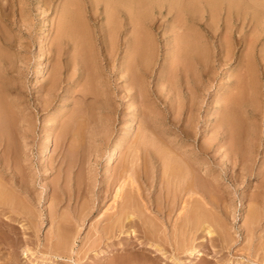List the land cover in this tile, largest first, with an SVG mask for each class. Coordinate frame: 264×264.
<instances>
[{
	"label": "rangeland",
	"instance_id": "obj_1",
	"mask_svg": "<svg viewBox=\"0 0 264 264\" xmlns=\"http://www.w3.org/2000/svg\"><path fill=\"white\" fill-rule=\"evenodd\" d=\"M6 1L7 0H3V1L0 0L1 5H2L1 7H3V5L5 4L4 5L5 8H1V10H2L1 12L3 13V11L6 10L4 12L5 15H2V14L0 15L2 18H4V19H2L3 20L2 22L0 19V23L2 24L1 28H3L1 30H3V32L5 34L3 32H0V33H1L3 38L8 37L9 40L12 39L11 43H12L13 47H11V49H9V48L5 49L8 52H5L6 57H4L7 60H5V62H1L2 63V73H1L0 84L2 86L0 85V89L2 90L1 91L2 94H3V92H4V94L8 93V94H5L6 97L11 92V94L7 97L8 100H11L12 98L13 99L19 98L22 101L21 107L25 101H27L28 103L25 102L26 104L24 103L23 106L25 107L27 104L29 106L27 105L25 107V111H24V113H26V116L28 118V123L26 125H24V126H26L24 128H28V131H27L28 135L26 136L25 140H20V141L17 140L16 137H12L11 144H10L11 149L13 148V149H15V151L19 149L20 151H22V153L18 154V156L15 158H11V159L7 158L5 161L8 162V160H9V164H10L11 168L7 169L8 167H6L5 169H7L6 170L7 174H12V172H13L12 170H14L15 172L18 171V172H16V173H18V175L22 174V176H23V174H24V178L29 180L28 183H31L28 185L29 186L33 185V187H30L31 192H32V195L37 199L32 200V202L25 199V196H26V195H24L25 193L22 191L20 192V190H18V189L15 192V194L18 195L17 197L19 199V202L23 199L20 202L22 205L23 204L27 205L30 208L31 212L32 211H33V213L35 212L34 215L37 216L38 219L34 216L32 218V220H30V221L32 222L33 226H35V227L37 226L38 231H36V233L33 234L34 231L28 230L29 233L27 232V235L28 236L30 235L33 239L36 238L35 240H37V244L41 243L40 245L33 244V243L30 245L33 248L32 249L33 253L27 258L22 254V249H20V251H19L20 263L19 264H76L73 260H71V259L69 260L68 257L53 259V256L55 254H51L49 252L52 249L49 251L46 250L45 244H48L50 242L49 238L55 233V231H56L55 227L57 226V223H61L62 228H64L65 230L69 229L68 227L72 228V231L74 230L73 235H72L73 237H71L72 242H73V243L71 242L72 243V248H71L72 251L71 252H76V255L74 254L75 257L76 256H78L80 258L82 257L81 258L82 260H79L80 261L79 264H89V263L90 264H98L99 263L100 259L98 258L99 257L98 253H97V255H92V253H90V252L87 254V251H88L87 248L89 247V245L84 246L85 238L90 236V234H92V236H94V237L98 235L96 233L97 229H98L97 226L99 227V225L104 222L103 220L105 219V217H107L110 213H113L117 209V206H116L117 203H118V205H120L122 199H124L125 197H128V194L130 195V193H135L137 191V189H136L137 187L141 188L142 190H143V188H146L144 185L145 183L143 182L144 178H142L144 176V172L142 171L143 170V166H142L143 163L142 162L145 161V159H144L145 156L146 157L148 156L146 154L147 148H145V146H146L147 142H150L151 144H154V142L155 143L159 142L158 136H159V134L162 136V134H161L162 129L168 128L169 125H167V123H166V125H167L166 126L164 124L165 121H164V123H162V119H164L163 118V113H165L164 110L168 109L167 111H169L170 107H172L171 113L173 114L172 116H170V118L172 117L171 119L175 120L176 117L178 116L177 126L184 125V127H186L187 125L192 123V125H193L192 127L194 128L193 130L197 129L198 135L193 133V136H191L192 138H191L190 148H192L194 141L196 144H198L197 142L206 143V142L210 141V138L214 135V133H213L214 132V126H215L214 125L215 124L214 119L220 115V112L219 111L217 112L218 105L228 104V101L225 98V96L227 95L226 93H229V91L231 93L234 92L235 93V94L233 93L234 96L238 93L236 95V97H238V98L241 95L242 96L244 95L243 99H241V100L238 99L240 101V104L236 103L235 107L233 109L234 115L237 119H239L238 121L240 122V126H241V134H240L241 137H239V139L242 142L241 145L243 146V149L247 151L250 149V146H249L250 144L248 145L249 147L246 148L247 146H245V144H244L245 143L244 138L248 142L249 136L253 133L252 138H254V139H252V140H254L253 145H255V147L253 148V150H255V152L253 153V157L256 160L255 164H254V166L256 165L254 172L259 173L260 169L264 168V37H263L264 36V9H263L264 8V2H263V0H243V1L242 0H238V1L237 0L236 1L235 0H221V1L217 0L216 3H215L216 0H213V2H212V0L211 1L206 0L207 2H204V0H200L201 1L200 3L197 0H171L172 5L174 3L172 9L170 8V7H172V5H170V7L168 6L169 5L168 3H170L169 2L170 0L169 1L162 0V2L164 4L161 2V0H159V1L158 0H154V1L153 0H151V1L140 0L141 4H138L139 0L138 1L137 0H124V1H122V4H120L121 3L120 0H113V1H117L118 4H116L115 2H113L111 0H70V1H68V0H9V1H11L10 2L11 4L8 3V1L7 2ZM142 1L145 4H143ZM186 1L188 4L185 5L184 2H186ZM188 1L192 2V4L189 3ZM194 1L197 3V5L194 4L195 3ZM260 1L262 2V4H260L261 3ZM240 2H241V4H240ZM2 3H4V4H2ZM7 3L9 5H7ZM146 3H149V4L147 5ZM176 3H179L180 5H185V6L182 8L180 5L178 6ZM235 3H236V5H235ZM12 4H14V5H12ZM137 4L140 5V7H138ZM221 4H222V6H221ZM242 4H244V5L242 6ZM76 5H77V7H76ZM143 5H145L147 7L146 8L142 7V9H140L141 6H143ZM150 5H152V6H150ZM188 5H190L189 9H188ZM111 6H115L116 8H112ZM122 6H125V7H122ZM128 6H130L131 8H129ZM174 6H177L180 8L178 9ZM132 7H134V8H132ZM150 7L152 8L151 10H149ZM235 7H237V10ZM110 8H111V11H110ZM126 8H128V9H126ZM143 8H145V10H143ZM216 8H218V9H216ZM227 8H229V9H227ZM239 8H241V9H239ZM114 9L117 10L120 15H118V13L116 11H114ZM129 9L130 10L132 9V10L130 11ZM177 9H178V11H176ZM191 9H192V11H191ZM213 9H215V10L213 11ZM220 9H221V11H220ZM200 10H201V12H200ZM136 11H137V13H136ZM181 11L183 12V14H181L182 13ZM126 12L130 13V14H127ZM179 12H181V13H179ZM192 12H194V13H192ZM113 13H115V14H113ZM231 13H232V15H231ZM134 14H135L134 17H136V19L134 18L133 19L134 21H133L131 18H133ZM143 14H145V15H143ZM240 14H241V17H240ZM63 16H65V17H63ZM72 16H73V18H72ZM176 16H178V17H176ZM237 17H238V19H237ZM119 18H120V20H118ZM143 18H144V20H142ZM127 19L129 22L127 21ZM145 19H147V20H145ZM194 19H196L195 22H194ZM250 19L252 22H249ZM135 20H137L138 22ZM5 21H7V22H5ZM117 21H119V23ZM149 21H150V23H149ZM75 22H76V24H75ZM134 22H135V25L132 24ZM191 22L192 23L194 22V24H192ZM3 23L5 26H6V24L9 26H6V28H4L5 26L3 25ZM66 23H67V25H66ZM122 23H124V24L120 27V25ZM129 23H131V24H129ZM141 23H142V26H143V24L148 23L146 25V27L144 25L143 31H140L141 27H142ZM195 23L197 26H195ZM227 23H229L228 26H227ZM62 24L63 25L65 24L64 26H67L66 27V28H68L67 30L72 29V32L76 31L77 35L74 33H73L74 35L73 34L70 35V36H74L75 39L69 38L70 41L67 44L65 42H63L62 44L59 45L57 42L59 40L57 39L56 44L52 45L51 42L53 39H56V37L58 35L57 32L59 33V30H60V27L62 26ZM84 24H85V26H84ZM112 24H113V26H112ZM191 24H192V26H191ZM81 25H83V26H81ZM115 25H117V26L115 27ZM202 25H203V27H202ZM133 26H135L136 29H138V28H140V29L135 31V28H133ZM137 26H138V28H137ZM193 26H195V27H193ZM73 28H74V30H73ZM111 28H112V30H111ZM114 28L115 29L117 28L115 33L113 32ZM144 28H146V29H144ZM85 29H87V30H85ZM150 29H152L151 30L152 32L150 31ZM190 29L195 30V31L192 30V32H194V33H192ZM4 30H6V31H4ZM44 31H46V32L44 33ZM78 31L80 32V35H79ZM84 31H85V33H83V36H81L82 35L81 32H84ZM110 31H111V34H109ZM138 31L140 33H138ZM144 31L145 32L148 31L149 33L151 32L153 35L151 33H150V35H149V33H147L148 34L147 35ZM117 32H118V34H116ZM142 32H144L145 34L144 33L142 34ZM196 32H197V35L195 34ZM106 33H107V35H106ZM113 33L115 34V36L112 35ZM130 33L134 37H135V35H136V37H139L142 35V38H146L145 40L147 41V43H150L148 46L150 48H152V50L149 49V47H147L148 51L146 53H144V56H145V58H147V60L144 58L143 55H141V57L143 59H145L147 61V63L145 62V60H143L141 57H139L141 59H139L140 61L137 59L138 63L136 64L134 59L132 58L133 55L129 54V52H128L129 48H131V46H133V44H130V43H132V40H133V37L130 38L131 37ZM184 33H185V35H184ZM187 33L189 35H187ZM45 34H47V35H45ZM193 34H195L196 36L195 35L193 36ZM75 35L77 38H79V41L75 37ZM119 35H120V38H119ZM198 35H199V37H201L202 41L198 40L199 39V37H197ZM231 35H232V37H231ZM46 36H48V38ZM128 36H129V38H127ZM149 36H151V38ZM85 37L88 38V40ZM147 37H148V39H147ZM185 37H186V39H185ZM194 37L196 39H194ZM208 37L210 38L209 43H208V39H209ZM45 38H47V40ZM80 38H82V39H80ZM89 38H92V39H89ZM227 38L231 42L236 41L234 43V54L232 55V57L234 56L235 59L232 60V58H231V60H228L226 58V60L228 61L227 64H222V63L219 64V62L216 61L214 63L215 67L210 69L208 75L203 76V77H205V79L201 78V77H200L201 81H200V79H198L196 87L194 84V85H192L193 86L192 89L189 90V88L186 87L187 85L184 81L185 80L184 77H182L181 75H179V77H177V76H175L176 74L173 76L172 72L170 71L172 69V64H170V63L174 62L173 56H171V55L174 54V52L178 48L177 43H180L181 40L184 39V40H186V42L188 40L191 41L192 39H193L192 40L193 42L195 40H197V43H196V41H195V43L197 45H200L202 48H204V52L206 54L210 55L211 53H213L215 51V46H217V44H219L220 42L221 43L224 42V46H226L225 42H226ZM232 38H233V40H232ZM239 38L240 39L242 38L241 42L239 41L240 40ZM49 39H50V41H49ZM83 39H86L85 42ZM117 39H120V40H117ZM149 39H151V40H149ZM176 39L178 41L180 39L181 40L179 42H177ZM89 40H92V41L89 42ZM110 40L112 41L111 44H110ZM115 40H116V43H115ZM148 40H149V42H148ZM174 40H176V42ZM244 40L247 43H245ZM77 41L80 43H78ZM48 42H49V45H48ZM72 42H75V43H72ZM170 42L172 43V46L174 48L173 52L171 51L172 46L170 45L171 44ZM198 42H199V44H198ZM253 42L255 44L254 48H252ZM86 43H88V44L92 43L91 44L92 49L89 47L90 45H87ZM200 43L202 45L204 43L205 44L202 46ZM45 44H46V46H45ZM63 44L64 45L66 44L67 48H65L66 45L64 46ZM73 44H74V46L76 44H79L78 46H75L77 49L73 50V47H74ZM94 44L96 47L93 46ZM235 44H236V46H235ZM245 45H247V46H245ZM43 46H45V48H49V50L44 49ZM79 46H80V50L82 49L81 51L80 50L78 51ZM114 46L117 47V49L114 48ZM128 46H129V48H128ZM60 47L62 48V50ZM111 47L113 49H111ZM210 47H211V49H210ZM64 48L66 49L67 52H64L65 51ZM94 48H95V50H94ZM125 48H127L128 50H126ZM51 49L54 51H52ZM58 49H60L61 51ZM90 49L93 50V52L96 51L94 53V55ZM153 49H155V50H153ZM167 49L168 50L170 49L169 50L170 52H168ZM252 49H253V51H252ZM69 50H71V51H69ZM110 50H113V51L111 52ZM117 50H118V52H117ZM209 50L211 52H209ZM236 50H238V51H236ZM82 51L85 54L84 59L79 55L80 53H82ZM85 51L87 53H85ZM115 51H116V53H113ZM242 51H243V53H242ZM74 52H75V55H74ZM55 53H60V55L55 54ZM91 53L93 55L92 57H94L93 59L90 55ZM106 53H108V54H106ZM146 54H148V56ZM248 54H250V55H248ZM51 55L54 56L55 58H53ZM48 56H49V59H48ZM107 56L108 57L112 56V57L108 58ZM150 56H152L151 60H150ZM86 57L89 59H87ZM90 57H91L93 62L90 61ZM126 57H128V58L131 57L130 59H127V60L133 64V66L135 67V70H137L136 65L140 66V68L137 66V68L140 69V70L138 69L139 71L138 70L135 71L134 69H132V71L135 72L134 74L141 75V77H142L143 74H142L141 66H143L144 69L147 67L146 71L151 72V73L146 72L145 76L143 75V77H142L143 82H145V80H148V81H146L147 83L150 81L149 82L150 84L148 83L147 85H146V83L145 84L143 83L144 85H146V87H148V93H147V91L146 92L142 91V96L144 95L147 98L146 99L147 102L144 100L145 97L143 96L144 97V99H143V97L141 96L140 91L139 92L136 91L135 92L136 94H135L133 91L134 89L131 90L130 86H128L127 82H125V80H126L125 78L129 77V75L131 74V71H127V72L123 71V65H122L123 63L122 62H123V60H126ZM168 57L172 58L171 62H170V59ZM248 57H250V59ZM77 58L78 59L80 58V60H77ZM166 59L167 60L169 59V61H167V62H169V65H168V63H166L168 66H165ZM47 60H48V62H47ZM76 60H77V62L80 61L78 63V65L75 62ZM86 60H88V61H86ZM110 60L112 62H110ZM252 60L254 62L253 64H251ZM2 61H3V59H2ZM49 61L50 62L52 61V63H50ZM53 61L55 62V65L57 64L56 66L53 65L54 64ZM84 61H85V63L87 62V65L84 63ZM89 61H90V63H88ZM128 61H126V62L124 61V63H127ZM142 61H144L145 64ZM249 61H250V64L252 65L251 66L249 64L250 67L247 65L249 63ZM94 62L95 63L97 62L96 65ZM108 62H109V64H108ZM141 62H142V64H141ZM237 62L239 63V65H237L238 64ZM80 63L83 64L84 66L80 65ZM93 63L95 65V67L92 66ZM150 63L151 64L154 63V66L151 65L152 68L150 67ZM89 64H90V66H89ZM228 64H229V66H228ZM242 64H244V67ZM6 65L7 66L10 65V66L7 68ZM126 65H128V64H126ZM240 65H241L242 69L238 71L237 66H240ZM11 66H12V68H11ZM133 66H132V68H133ZM169 66H170V68H169ZM246 66L248 68L247 71H246ZM38 67H40V68L42 67V69H44V67H46L44 69V71H45L44 75L38 76V73H39ZM119 67H120V69H119ZM164 67H166V68H164ZM10 68L13 70H11V71L8 70V72H7V69H10ZM55 68H58L61 71L62 76L59 75V77L61 76L62 79H64V81L62 80L63 83H61L62 86H60L61 87V88H59L60 90L57 89L55 93L53 91V95L52 94L47 95L49 98V101L51 102V100H52L53 104L50 105L49 101L47 103L45 101H43V104H45V105H42V104L38 105L37 104L38 101L40 102L39 98L45 99V96H46L45 88L49 87V85H50L49 82L52 80V78H54V75H55V77L57 76L56 74H54ZM87 68H89L90 70ZM164 69H167V70L163 71ZM197 69L198 68L194 67L195 71H197ZM250 69H251V71H250ZM244 71L248 72L249 76ZM36 72H37V74H36ZM99 72H100L101 77L99 76ZM129 72H130V74H129ZM251 72H252V74H250ZM4 73H5V75H3ZM51 73H52V75H51ZM63 73H64V75H63ZM139 73H141V74H139ZM158 73H160L161 77L162 76L164 77L167 74L165 76L166 82L164 81L163 78L161 79V77L159 76ZM170 73L172 74V76H170L168 78L167 76L171 75ZM91 74L94 76H92ZM251 75H252V77H251ZM158 76H159V79L161 81L163 80L165 84H163L162 82H159L160 80L157 79ZM238 76L239 77L242 76L244 78H241V77L239 78ZM172 77H177V78L173 79ZM3 78L5 79V81ZM99 78H101V79H99ZM167 78L169 80L172 79L173 82L175 81L174 82L175 86L171 87V86L167 85L166 83H169ZM183 78H184V80H183ZM245 78H246V80H245ZM94 79L95 80L97 79L98 81L97 80L95 81ZM202 79H203V81H202ZM238 79H239V85H238L239 89L237 88L238 89L237 90L235 87H233L234 86L233 84ZM86 81H87V83H86ZM10 82H12V83H10ZM47 82L49 83V85ZM99 82H100V84H99ZM161 83L165 87H163V85ZM18 84H20L18 87L19 89H17L18 91H15V87H17ZM230 84H231V86H230ZM126 85L128 88H126ZM20 86L22 87V89ZM85 86H86V88H85ZM2 87H4V88H2ZM124 87L126 90H131V91H128L130 93H127V91H125V89H123ZM171 88L172 89L174 88V89L172 90ZM90 89H92V90H90ZM194 89H195V91H194ZM10 90H12V91H10ZM38 90H40V91H38ZM170 90H172V91H170ZM150 91H152L153 94H152V92L150 93ZM16 92L20 93V94H17ZM213 92H217L218 95L216 96L215 95L216 93L213 94ZM133 93L135 94L134 98L132 96ZM143 93H147V95L143 94ZM250 93H252V94H250ZM84 94H85V96L87 95L85 98H83ZM127 94H131L132 97H127ZM43 95H44V97H43ZM10 96H11V98H10ZM128 96H130V95H128ZM135 96H137V97L135 98ZM132 98L135 100V103H134V100ZM140 98H142V99H140ZM148 100H151V101L148 102ZM192 101L194 103H192ZM242 102H244V103L242 104ZM144 103L148 104L149 107L153 106L152 107L153 109L152 108L150 109ZM150 103H151V105H150ZM136 104L140 105L139 106L140 108ZM193 104H194V106H193ZM88 105H89V107H88ZM146 107H148V108L146 109ZM191 107H192V109H191ZM238 109H239V111H238ZM246 109H248L247 110L248 113L246 112ZM142 110H144L143 113H141ZM148 110H150L152 113L149 112ZM192 110H194V111H192ZM242 110H244V111H242ZM249 111H253V112L250 114ZM76 113H79L80 116L78 117L79 114H76ZM153 113H154V115H152ZM134 114H136V115H134ZM148 114H150L151 117L148 116ZM155 114H157V115H155ZM160 114H162V115H160ZM191 114H192V116H191ZM169 115H170V113H169ZM70 116L71 117L73 116L74 118L73 117L70 118ZM81 116H83V117H81ZM161 116H162V118H161ZM247 116H250L249 117L250 119L247 118ZM149 117L153 118V119H149ZM156 118H158V120H157L158 122H155ZM190 118H192V119H190ZM74 119H75V121H74ZM79 120H80V122L86 121L85 123L83 122L85 126L79 131L78 134H74L73 133L74 128L77 127L76 122L78 125ZM87 120L89 122H87ZM151 120H152V123H151ZM168 120H169V118H168ZM177 121H176V123H177ZM193 122L194 123L196 122V123L194 124ZM144 123H146V124H144ZM148 124H150V125H148ZM155 124H156V126L160 125L163 128L162 127H160V128L155 127L154 128ZM27 125L29 127H27ZM141 125L143 128L141 127ZM250 125L252 127H250ZM67 126H69V127H67ZM65 127H67L66 128L67 130L65 129ZM128 128H131V129H128ZM189 128L190 127H188V129ZM90 129H91V131L89 132ZM155 129L157 131H155ZM246 129L247 130L250 129L251 131L250 130L246 131ZM189 130H191V128ZM138 131H139V133H138ZM136 132H137V134H136ZM179 132H178V134H179ZM246 132L249 133L248 134L249 136L247 134H245ZM143 133H145V134H143ZM61 134H64L65 136L61 135ZM256 134H257V136H256L257 139L255 137H253V135L255 136ZM77 135H78V137H77ZM141 135H143L144 137H142ZM69 136H71V137H69ZM124 136L126 137V139L124 138ZM138 137H140V138H138ZM195 137H196L197 141L194 140ZM171 138H176V137H175V135H173ZM74 139L76 141H74ZM85 139H86V141H85ZM258 139H259V141H258ZM47 140L51 141L50 142L51 145L49 147L47 146V144H48ZM121 140H123L124 142ZM134 141H135V143H133ZM257 141L259 142V144L257 143ZM20 142H22V143H20ZM81 142H83V143H81ZM116 142H121L120 144L122 146L121 147L122 149H121V152L116 159L115 164L113 165V167L111 168V170L109 172V175L110 174L111 175L108 177H105L106 173H105V168H104V164H103L104 159L107 156V154L109 153V151L111 150L109 148H112L114 146V144H117ZM195 143H194V145H195ZM255 143H257V144H255ZM142 144H144V145H142ZM23 145H25V146H23ZM140 145H142V146H140ZM45 146L48 148V150L46 149ZM136 148L139 149V152H138V149H136ZM23 149L26 150L27 153H24ZM256 149H258V151ZM44 150H47V153H48L47 156L49 155L47 157L48 159L45 162L43 160H41L42 152ZM133 151L136 152V154ZM218 151H219L218 146H215V148L212 150V153H211L212 155H215V158H214L215 163L214 164L217 165V167L219 169L218 171L220 172L221 170H223L222 174H226V173H228L229 175L230 174H238L237 171H239V169H240L239 166L234 167V164L231 163V159L228 160L229 162L227 161L225 163V161H226L225 157L226 156H224L222 154L223 151L222 152H218ZM64 155H65V157H64ZM130 155H132V156H130ZM136 159L138 161H136ZM132 161H133V163H132ZM136 162H137V164H136ZM123 164H124V166H123ZM132 164H134L133 165L134 170L131 171V173H132L131 175H133L134 178L133 179L127 178L128 180H125L126 181L125 182L126 184H125L124 178L126 179L127 174L124 175L123 171L125 170V168L126 169L131 168L130 166H132ZM230 166L231 167L233 166L234 168H231ZM235 168L236 169L239 168V169L235 170ZM2 169H4V167H2ZM119 176H120V178H119ZM252 176L255 178H253ZM6 178L8 180V177H6ZM249 178H251V179L253 178L252 179L253 181H251V183H250V186H251L252 184H255L257 182V180L259 179V176L253 174ZM117 179H118V181H117ZM132 180H135V181L133 182ZM121 181L123 182L124 185L122 184ZM226 181L227 182H225L223 184V187L226 188L227 190H233L234 191L235 186L233 185V182L228 181V180H226ZM120 183L123 185L122 193H123L124 197L119 198L118 202L116 201V203H115L113 200L114 199L113 196L115 195L114 193H116V191H115V190H117L116 188L119 187V186L117 187V185H120ZM133 183H134V185H133ZM136 184H138L139 186ZM246 185H247V183L243 184V185L242 184L237 185V189L239 190V192H241V194L243 191L245 193L246 192L249 193V190H247L246 188L243 189ZM250 186H247V187H250ZM152 188L151 189L153 191L154 187H152ZM148 192H151V191H148ZM20 193H22V194H20ZM152 193H154V191ZM220 193L221 194L223 193L222 194L223 199H225L226 196H229L225 192H220ZM227 198L229 199V197H227ZM240 199L241 198L239 197L235 201L236 202L235 210L233 211L234 215L232 216V219L234 220V223L236 224L237 228L240 226V221H241V218H243L242 214L244 212V210L241 209L240 203H242V201H241L242 199L241 200ZM52 201H55V202H52ZM54 206H56V207H54ZM114 206H116V207H114ZM111 207H113V208H111ZM105 210H107V211H105ZM100 212H102V213H100ZM106 213H107V215H106ZM7 215H9V213H7ZM14 215L16 216L15 220H14L15 223L14 222H12V223L15 224L17 227L20 228V226H21V229H23L24 226L28 225L27 221L29 219H26L25 216H22L20 214V212L14 213ZM20 215H21V217H20ZM17 217H18V219H17ZM55 220H57L59 222H57ZM76 221H78V222H76ZM33 223H35V224H33ZM36 224H38V225H36ZM39 224H40V226H39ZM94 232H95V234H94ZM134 232L135 231H133V233ZM126 233H128V232L121 234L119 240L115 242V244H116L115 247L117 246V248H118V246H120L121 243L123 244L122 241H124V240L127 241L130 239V238L126 239V238H128ZM137 233H138V236H136V239H138V238L143 239L139 230L138 231L136 230L135 234H137ZM33 235H35L34 236L35 238L33 237ZM46 235L48 237L49 236L50 237L48 238ZM22 236H23V234H22ZM208 236H207V238H208ZM210 236H212V235H210ZM200 237H201V235H200ZM200 237L198 239H200ZM240 237L241 238H239V240L237 242H235V246H234V248L237 249V252H241L240 250H242V248L246 245V240L243 239L242 236H240ZM74 239H75V241H74ZM198 239L196 240V242L198 241ZM197 245H199V244H197ZM207 246H208V244H207ZM83 247H84V249H83ZM208 248L209 247H206L205 249L207 250ZM212 248L214 249V247L211 246V249L207 250V251L211 250L209 253L204 249L205 252H204V255L200 256L201 259H199L200 257L198 259H196L195 256L191 253H185V256L180 257V258H182L181 259L182 262L180 260L179 261L180 263L178 262L177 264H187V263L190 264L194 260H195L194 262H198L196 264H205V262H207V260H210L212 258L211 256L215 252V251H213ZM215 249H217V247ZM80 250H81V253H80ZM77 252H79V253L77 254ZM132 252H128V253H122L121 252V254H120V252L118 253V251H117L114 254H111V256H109L108 259H106V260H109V262H111V263L114 262L117 264H122L123 258H126L127 256H129V253H132ZM135 252L136 251H134L133 253H135ZM85 253L87 255H85ZM168 254H170L169 251H168ZM48 255L49 256L51 255L50 256L51 258ZM182 255H184V254H182ZM94 256L96 258L93 259L92 257H94ZM193 256L195 259L193 258ZM44 258H49L50 261L45 262ZM192 258H193V260H192ZM65 259H66V261H65ZM225 259L226 260H224V259L223 260L224 261L229 260L228 262H231V264H236V263L237 264H242V263L246 264L245 263L246 259L241 255L239 256V254H238V256L237 255L233 256L232 258L230 256L229 259L226 256ZM197 260H199V261H197ZM184 262H186V263H184Z\"/></svg>",
	"mask_w": 264,
	"mask_h": 264
},
{
	"label": "bare ground",
	"instance_id": "obj_2",
	"mask_svg": "<svg viewBox=\"0 0 264 264\" xmlns=\"http://www.w3.org/2000/svg\"><path fill=\"white\" fill-rule=\"evenodd\" d=\"M3 1V0H2ZM8 3H10L11 1L7 0ZM6 1V2H7ZM70 1V0H68ZM113 1V0H111ZM122 4V1L124 0H120ZM138 1V0H137ZM146 1V0H145ZM151 1V0H149ZM154 1V0H153ZM159 1V0H158ZM169 1V0H167ZM166 1V2H167ZM199 1V3L201 2L200 0H197ZM208 1H211V0H208ZM221 1V0H219ZM218 1V2H219ZM236 1V0H235ZM238 1V0H237ZM243 1V0H242ZM46 2V1H45ZM115 2L116 4L117 1H113ZM139 3L138 4H141L140 3V0L138 1ZM162 2V0H161ZM171 3V0L169 1ZM176 2V1H175ZM189 3L192 4V2L188 1ZM195 2V1H194ZM204 2H207L206 0H204ZM213 2V0H212ZM217 2V0L215 1V3ZM246 2V1H245ZM251 2V1H250ZM255 2V1H254ZM261 2V1H260ZM264 2V0H263ZM7 3V5H9ZM124 3V2H123ZM143 4H145L143 1H142ZM153 3V2H152ZM163 3V2H162ZM168 3L167 5L170 7V5H172V3L170 4ZM185 5L188 4L187 1L184 2ZM198 3V4H199ZM221 3V2H220ZM229 3V2H228ZM227 3V4H228ZM234 3V2H233ZM4 4V3H2ZM11 4V3H10ZM74 4V3H73ZM113 4V3H112ZM134 4V3H133ZM137 4V5H138ZM147 5L149 3H146ZM151 4V3H150ZM154 4V3H153ZM164 4V3H163ZM178 6L180 5L179 3H176ZM194 4L197 5V3L195 2ZM203 4V3H202ZM219 4V3H218ZM241 4V2H240ZM262 4V2L260 3ZM5 5V4H4ZM3 5V7H1V2H0V15H5V11H3V13L1 12V8H5ZM14 5V4H12ZM45 5V4H44ZM156 5V4H155ZM174 5V3H173ZM173 5L172 7H170L171 9L173 8ZM185 5H180L182 8L185 6ZM215 5V4H214ZM213 5V6H214ZM236 5V3H235ZM244 4H242L243 6ZM121 6V5H120ZM152 6V5H150ZM189 6L188 5V9H189ZM204 6V5H203ZM222 6V4H221ZM239 6V5H238ZM247 6V5H246ZM255 6V5H254ZM258 6V5H257ZM9 7V6H8ZM74 7V6H73ZM77 7V5H76ZM112 8H116L115 6H111ZM122 7H125V6H122ZM129 8H131L130 6H128ZM138 7H140V5H138ZM142 7H147L145 5L141 6L140 9H142ZM176 8H180V7H177V6H174ZM187 7V6H186ZM200 7V6H199ZM212 7V6H211ZM248 7V6H247ZM134 8V7H132ZM145 8H143V10H145ZM193 8V7H192ZM221 8V7H220ZM236 10H237V7H235ZM119 9V8H118ZM128 9V8H126ZM136 9V8H135ZM149 9V8H148ZM147 9V10H148ZM152 8L150 7L149 10H151ZM178 9L176 11H178ZM185 9V8H184ZM183 9V10H184ZM218 9V8H216ZM224 9V8H223ZM229 9V8H227ZM241 9V8H239ZM264 9V8H263ZM77 10V9H76ZM106 10V9H105ZM130 10V9H129ZM128 10V11H129ZM132 10V9H131ZM130 10V11H131ZM148 10V11H149ZM181 10V9H180ZM196 10V9H195ZM215 9H213L214 11ZM235 10V11H236ZM78 11V10H77ZM110 11H111V8H110ZM114 11H116L118 13L117 10L114 9ZM121 11V10H120ZM185 11V10H184ZM189 11V10H188ZM192 11V9H191ZM190 11V12H191ZM211 11V10H210ZM221 11V9H220ZM231 11V10H230ZM134 12V11H133ZM151 12V11H150ZM182 12V11H181ZM179 12V13H181ZM189 12V13H190ZM201 12V10H200ZM219 12V11H218ZM232 12V11H231ZM238 12V11H237ZM242 12V11H241ZM127 13V12H126ZM137 13V11H136ZM153 13V12H152ZM194 13V12H192ZM233 13V12H232ZM231 13V15H232ZM75 14V13H74ZM111 14V13H110ZM115 14V13H113ZM127 14H130V13H127ZM139 14V13H138ZM183 14V12L181 13ZM212 14V13H211ZM242 14V13H241ZM241 14H240V17H241ZM76 15V14H75ZM74 15V16H75ZM117 15V14H116ZM118 15H120L118 13ZM145 15V14H143ZM192 15V14H191ZM239 15V14H238ZM244 15V14H243ZM123 16V15H122ZM135 14L133 15V18H131L132 20L136 17H134ZM153 16V15H152ZM65 17V16H63ZM71 17V16H70ZM78 17V16H77ZM124 17V16H123ZM142 17V16H141ZM144 17V16H143ZM178 17V16H176ZM182 17V16H181ZM200 17V16H199ZM239 17V16H238ZM237 17V19H238ZM245 17V16H244ZM243 17V18H244ZM73 18V16H72ZM75 18V17H74ZM114 18V17H113ZM112 18V19H113ZM121 18V17H120ZM120 18L118 20H120ZM150 18V17H149ZM183 18V17H182ZM186 18V17H185ZM188 18V17H187ZM250 18V17H249ZM263 18V17H262ZM0 19H1V22L3 21L1 16H0ZM77 19V18H76ZM81 19V18H80ZM115 19V18H114ZM184 19V18H183ZM225 19V18H224ZM236 19V18H235ZM242 19V18H241ZM7 20V19H6ZM73 20V19H72ZM79 20V19H78ZM117 20V19H116ZM141 20V19H140ZM144 20V18L142 19ZM141 20V21H142ZM147 20V19H145ZM181 20V19H180ZM196 19H194V22H195ZM82 21V20H81ZM128 21V19H127ZM134 21V20H133ZM132 21V22H133ZM137 21V20H135ZM151 21V20H150ZM149 21V23H150ZM176 21V20H175ZM178 21V20H177ZM191 21V20H190ZM199 21V20H198ZM230 21V20H229ZM245 21V20H244ZM255 21V20H254ZM257 21V20H256ZM7 22V21H5ZM77 22V21H76ZM75 22V24H76ZM83 22V21H82ZM115 22V21H114ZM119 23V21H117ZM129 22V21H128ZM127 22V23H128ZM138 22V21H137ZM194 22L192 24H194ZM197 22V21H196ZM249 22H252L251 19ZM263 22V21H262ZM47 23V22H46ZM69 23V22H68ZM126 23V22H125ZM181 23V22H180ZM261 23V22H260ZM117 24V23H116ZM124 23H122L120 25V27L123 25ZM131 24V23H129ZM135 25V22L132 23ZM148 24V23H147ZM147 24H143L142 26V23H141V30L140 31H143V27ZM191 24V26H192ZM199 24V23H198ZM226 24V23H225ZM229 23H227V26H228ZM1 23H0V32H3V28H1ZM4 25V23H3ZM45 25V24H44ZM65 25V24H64ZM62 24V26L60 27V30H59V33L57 32V37L56 39H53L51 44L52 45H55L56 44V40L58 39L59 41L58 44H62L63 42H65L66 44L69 43V38H72V39H75L74 36H70L72 35L73 33L77 35V32L74 31L72 32V29L71 30H67L68 28H66L67 26H64ZM67 25V23H66ZM71 25V24H70ZM119 25V24H118ZM139 25V24H138ZM178 25V24H177ZM186 25V24H185ZM201 25V24H200ZM199 25V26H200ZM261 25V24H260ZM5 26V25H4ZM6 26H9L6 24ZM6 26L4 28H6ZM73 26V25H72ZM83 26V25H81ZM85 26V24H84ZM113 26V24H112ZM117 25H115L116 27ZM125 26V25H124ZM131 26V25H130ZM190 26V27H191ZM195 26L196 23H195ZM193 26V27H195ZM180 27V26H179ZM187 27V26H186ZM203 27V25H202ZM212 27V26H211ZM76 28V27H75ZM85 28V27H84ZM113 28V27H112ZM111 28V30H112ZM133 28H135V26H133ZM132 28V29H133ZM138 28V26H137ZM149 28V27H148ZM184 28V27H183ZM235 28V27H234ZM115 29V28H114ZM113 29V32L115 33L116 29L114 30ZM120 29V28H119ZM123 29V28H122ZM121 29V30H122ZM129 29V28H128ZM140 29V28H138ZM135 28V31L138 30ZM146 29V28H144ZM186 29V28H185ZM230 29V28H229ZM74 30V28H73ZM77 30V29H76ZM87 30V29H85ZM110 30V29H109ZM124 30V29H123ZM152 29H150L151 31ZM183 30V29H182ZM191 32L193 29H190ZM207 30V29H206ZM6 31V30H4ZM50 31V30H49ZM58 31V30H57ZM80 31V30H79ZM78 31V32H79ZM146 31V30H145ZM144 31V32H145ZM195 31V30H193ZM227 31V30H226ZM12 32V31H11ZM46 31H44L45 33ZM120 32V31H119ZM125 32V31H124ZM132 32V31H131ZM142 32V34L144 33ZM152 32V31H151ZM150 32V33H151ZM181 32V31H180ZM179 32V33H180ZM198 32V31H197ZM197 32L195 33L197 35ZM224 32V31H223ZM235 32V31H234ZM4 33V32H3ZM43 33V34H44ZM49 33V32H48ZM83 36V33L84 32H81ZM112 34L113 36H115V34ZM133 33V32H132ZM137 33V32H136ZM135 33V34H136ZM138 33H140L138 31ZM146 34L149 33L148 31L145 32ZM144 33V34H145ZM149 33V35H150ZM186 33V32H185ZM184 33V35H185ZM194 33V32H192ZM210 33V32H209ZM212 33V32H211ZM220 33V32H219ZM5 34V33H4ZM8 34V33H7ZM73 34V35H74ZM109 34H111V31L109 32ZM108 34V35H109ZM118 34V32L116 33ZM131 34V33H130ZM152 34V33H151ZM193 34V36L195 35ZM201 34V33H200ZM226 34V33H225ZM228 34V33H227ZM232 34V33H231ZM236 34V33H235ZM263 34V33H262ZM10 35V34H9ZM8 35V36H9ZM47 35V34H45ZM44 35V36H45ZM56 35V34H55ZM75 35V37H76ZM79 35H80V32H79ZM85 35V34H84ZM91 35V34H90ZM107 35V33H106ZM105 35V36H106ZM141 35V34H140ZM148 35V34H147ZM153 35V34H152ZM187 35H189L187 33ZM195 35V36H196ZM205 35V34H204ZM220 35V34H219ZM222 35V34H221ZM234 35V34H233ZM210 36V35H209ZM226 36V35H225ZM248 36V35H247ZM13 37V36H12ZM48 38V36H46ZM103 37V36H102ZM101 37V38H102ZM117 37V36H116ZM115 37V38H116ZM133 37V40H132V43L130 44H133V46H131V48H129V54L133 55L132 58L134 59L135 63L137 64L138 60L141 59V55L144 56V53H146L148 50L147 47H149L148 45L150 43H147V41L145 40L146 38H142V35L139 36V37H135L132 36L131 34V37ZM145 37V36H144ZM151 38V36H149ZM199 37V35L197 36ZM211 37V36H210ZM221 37V36H220ZM232 37V35H231ZM242 37V36H241ZM264 37V36H263ZM10 38V37H9ZM47 38H45L47 40ZM50 38V37H49ZM77 38V37H76ZM83 38V37H82ZM80 38V39H82ZM86 38V37H85ZM93 38V37H92ZM92 38H89V39H92ZM105 38V37H104ZM111 38V37H110ZM114 38V37H113ZM119 38H120V35H119ZM129 38V36L127 37ZM181 38V37H180ZM183 38V37H182ZM188 38V37H187ZM190 38V37H189ZM193 38V37H192ZM209 38V37H208ZM247 38V37H246ZM78 41H79V38H77ZM88 40V38H86ZM86 39H83L84 42ZM112 39V38H111ZM144 39V40H143ZM148 39V37H147ZM186 39V37H185ZM194 39H196L194 37ZM198 39V38H197ZM240 39V38H239ZM242 39V38H241ZM239 40L240 42L242 40ZM253 39V38H252ZM0 79H1V73H2V63L1 62H5V59L4 57H6V53L5 52H8L6 51L5 49L9 48L11 49L12 46V43H11V40L8 39V37H5L3 38L1 33H0ZM44 40V39H43ZM94 40V39H93ZM104 40V39H103ZM108 40V39H107ZM113 40V39H112ZM117 40H120V39H117ZM128 40V39H127ZM130 40V39H129ZM135 40V41H134ZM151 40V39H149ZM148 40V42H149ZM177 40V39H176ZM176 40H174L176 42ZM181 40V39H180ZM179 40V41H180ZM193 40V39H192ZM187 41L186 40H181L180 43H177V49L176 51L174 52L173 55V61L172 63V69L170 70L173 74V76H177L179 77V75H181L183 78V80L185 81L186 83V87L190 89H192V85L195 84V87L197 86V81L198 79L201 78H204L203 76L205 75H208L209 71L211 68H214L215 67V62H219L222 63V64H227L228 61L226 60V58L228 60H232L235 59V57L232 55L234 54V41H229V39L227 38L226 39V46H224V42L223 43H219L217 44V46H215V51L213 53H211L210 55L206 54L204 52V48H202L200 45H197V40L196 43L195 41ZM198 40H201V37H199ZM209 40L210 38L208 39V43H209ZM233 40V38H232ZM235 40V39H234ZM14 41V40H13ZM50 41V39H49ZM77 41V42H78ZM92 41V40H89V42ZM109 41V40H108ZM107 41V42H108ZM156 41V40H155ZM173 41V40H172ZM177 40V42H179ZM202 41V40H201ZM245 41V40H244ZM47 42V41H46ZM45 42V43H46ZM87 42V41H86ZM88 42V43H89ZM105 42V41H104ZM111 40H110V44H111ZM204 42V41H203ZM202 42V43H203ZM252 42V41H251ZM72 43H75V42H72ZM80 43V42H78ZM86 43L87 45H90L89 47L91 48V44H88ZM115 43H116V40H115ZM128 43V44H129ZM171 43V42H170ZM207 43V44H208ZM245 43H247L245 41ZM256 43V42H255ZM14 44V43H13ZM44 44V43H43ZM65 44V45H66ZM114 44V43H113ZM127 44V45H128ZM152 44V43H151ZM169 44V43H168ZM199 44V42H198ZM201 44V43H200ZM205 44V43H204ZM203 44V45H204ZM206 44V45H207ZM241 44V43H240ZM243 44V43H242ZM48 45H49V42H48ZM64 45V44H63ZM62 45V46H63ZM64 45V46H65ZM79 44H76L75 46H78ZM123 45V44H122ZM126 45V44H125ZM157 45V44H156ZM172 46V43L170 44ZM202 45V44H201ZM202 45V46H203ZM212 45V44H211ZM254 42H253V47L254 48ZM46 46V44H45ZM44 49H47L49 50V48H45ZM61 46V47H62ZM63 46V47H64ZM74 46V44H73ZM73 47V50L74 49H77L76 47ZM94 47L95 44L93 45ZM118 46V45H117ZM154 46V45H153ZM168 46V45H167ZM175 46V45H174ZM208 46V45H207ZM236 46V44H235ZM239 46V45H238ZM243 46V45H242ZM247 46V45H245ZM251 46V45H250ZM58 47V46H57ZM60 47V48H61ZM69 47V46H68ZM83 47V46H82ZM87 47V46H86ZM109 47V46H108ZM113 47V46H112ZM111 47V49H113ZM127 47V46H126ZM157 47V46H156ZM212 47V46H211ZM210 47V49H211ZM67 48V45L66 47ZM64 48V49H65ZM98 48V47H97ZM107 48V47H106ZM105 48V49H106ZM114 48L117 49V47L114 46ZM159 48V47H158ZM157 48V49H158ZM207 48V47H206ZM92 49V48H91ZM90 49V50H91ZM126 50H128L127 48H125ZM149 49L152 50V48L149 47ZM171 51L173 52V46L171 47ZM214 49V48H213ZM237 49V48H236ZM249 49V48H248ZM46 50V51H47ZM52 50V49H51ZM60 50V49H58ZM62 50V48H61ZM60 50V51H61ZM80 50V46H79V49L78 51ZM82 50V49H81ZM80 50V51H81ZM95 50V48H94ZM155 50V49H153ZM168 50V49H167ZM170 50V49H169ZM168 50V52H170ZM44 51V50H43ZM42 51V52H43ZM54 51V50H52ZM56 51V50H55ZM59 51V52H60ZM64 51V50H63ZM62 51V52H63ZM71 51V50H69ZM93 52V50H91ZM90 51V52H91ZM107 51V50H106ZM111 52L113 50H110ZM238 51V50H236ZM253 51V49H252ZM51 52V51H50ZM57 52V51H56ZM64 52H67L66 49ZM96 51L93 52V55ZM102 52V51H101ZM108 52V51H107ZM118 52V50H117ZM151 52V51H150ZM209 52H211L209 50ZM10 53V52H9ZM85 53H87L85 51ZM98 53V52H97ZM113 53H116L113 52ZM134 53V54H133ZM154 53V52H153ZM243 53V51H242ZM241 53V54H242ZM249 53V52H248ZM8 54V53H7ZM48 54V53H47ZM51 54V53H50ZM54 54V53H53ZM52 54V55H53ZM55 54H59L60 53H55ZM63 54V53H62ZM78 54V53H77ZM108 54V53H106ZM128 54V55H129ZM149 54V53H148ZM148 54H146L148 56ZM169 54V53H168ZM253 54V53H252ZM51 55V56H52ZM74 55H75V52H74ZM83 59H84V52L82 51V53L79 54ZM88 55V54H87ZM86 55V56H87ZM91 57L93 56L92 53L90 54ZM99 55V54H98ZM116 55V54H115ZM153 55V54H152ZM236 55V54H235ZM250 55V54H248ZM50 56V57H51ZM58 56V55H57ZM71 56V55H70ZM106 56V55H105ZM130 56V55H129ZM157 56V55H156ZM169 56V55H168ZM241 56V55H240ZM244 56V55H243ZM247 56V55H246ZM245 56V57H246ZM53 58H55L54 56H52ZM59 57V56H58ZM72 57V56H71ZM70 57V58H71ZM75 57V56H74ZM90 57V61H92V59L94 57H92L91 59ZM108 57V56H107ZM112 56L108 57V58H111ZM141 57V58H139ZM151 57L150 56V60H151ZM154 57V56H153ZM158 57V56H157ZM156 57V58H157ZM167 57V56H166ZM242 57V56H241ZM52 58V59H53ZM87 58V57H86ZM106 58V57H105ZM115 58V57H114ZM125 58V57H124ZM131 57H126V60H123V71L127 72V71H131V74L129 72V77H126L125 79V82H127L128 86H130V89H134V93L136 91H140L141 93V96H142V91L143 92H146L148 93V87H146V85L150 82H146L148 80H145V82L142 81V77L143 75L145 76L147 67L144 69L143 66H141V70H142V77L141 75H138V74H134L135 72L132 71V69L135 70V67L133 66L132 63H130V61H128L127 59H130ZM145 58V56H144ZM155 58V59H156ZM170 59V62L172 61V58L171 57H168ZM240 58V57H239ZM250 59V57H248ZM247 58V59H248ZM3 59V61H2ZM9 59V58H8ZM48 59H49V56H48ZM59 59V58H58ZM74 59V58H73ZM76 59V58H75ZM89 59V58H87ZM97 59V58H96ZM95 59V60H96ZM138 59V60H137ZM143 59V58H142ZM147 60V58H145ZM143 59V60H145ZM154 59V60H155ZM169 59L167 60L166 59V62H165V66H168L169 65ZM176 61H175V60ZM18 60V59H17ZM54 60V59H53ZM60 60V59H59ZM77 60H80V58ZM77 60L75 61L78 65V63L80 62H77ZM145 60V62L147 63V61ZM88 61V60H86ZM90 61L88 63H90ZM109 61V60H108ZM124 61H128L127 63H124ZM140 61V60H139ZM244 61V60H243ZM48 62V60H47ZM50 62V61H49ZM54 62V61H53ZM57 62V61H56ZM74 62V63H75ZM93 62V61H92ZM91 62V63H92ZM110 62H112L110 60ZM144 64L145 62L142 61ZM141 62V64H142ZM150 62V61H149ZM153 62V61H152ZM151 62V63H152ZM236 62V61H235ZM256 62V61H255ZM52 63V61L50 62ZM61 63V62H60ZM59 63V64H60ZM85 63V61H84ZM95 63V62H94ZM96 63H95V65ZM150 63V67L151 65L154 66V63L151 64ZM168 63V65L166 64ZM230 63V62H229ZM238 63V62H237ZM253 60H252V63L253 64ZM263 63V62H262ZM87 65V62L85 63ZM109 64V62H108ZM128 64V65H126ZM164 64V63H163ZM197 66H196V65ZM245 64V63H244ZM244 64L243 67H244ZM250 61L249 63L247 64L249 67H250ZM5 65V64H4ZM11 65V64H10ZM9 65V66H10ZM55 65V62L54 64ZM57 65V64H56ZM55 65V66H56ZM67 65V64H66ZM80 65H83L80 63ZM147 65V64H146ZM181 65V66H180ZM231 65V64H230ZM239 65V63L237 64ZM246 65V64H245ZM7 66V65H6ZM7 66V68L9 67ZM14 66V65H13ZM46 66V65H45ZM63 66V65H62ZM84 66V65H83ZM90 66V64H89ZM133 66V68H132ZM138 65H136V69L138 70L140 68V66H138L139 68H137ZM148 66V65H147ZM225 66V65H224ZM229 66V64H228ZM252 66V65H251ZM54 67V66H53ZM194 67L198 68L197 71L194 70ZM236 67V66H235ZM238 67V71L241 70V65L240 66H237ZM12 68V66H11ZM7 69V72L8 70H13V69ZM38 76L39 75H44L45 74V71L44 69L46 67H44V69H42V67H38ZM60 68V67H59ZM93 68V67H92ZM152 68V67H151ZM150 68V69H151ZM166 68V67H164ZM170 68V66H169ZM6 69V68H5ZM52 69V68H51ZM54 69V68H53ZM62 69V68H61ZM89 69V68H87ZM94 69V68H93ZM118 69V68H117ZM120 69V67H119ZM149 69V70H150ZM90 70V69H89ZM135 70V71H137ZM140 70V69H139ZM138 70V71H139ZM167 69H164L163 71H165ZM169 70V69H168ZM234 70V69H233ZM232 70V71H233ZM245 70V69H244ZM248 70L247 66H246V71ZM253 70V69H252ZM259 70V69H258ZM9 71V72H10ZM54 71V70H53ZM63 71V70H62ZM191 71V72H190ZM251 71V69H250ZM96 72V71H95ZM133 72V73H132ZM150 72V71H149ZM148 72V73H149ZM167 72V71H166ZM237 72V71H236ZM245 72V71H244ZM253 72V71H252ZM252 72L250 74H252ZM91 73V72H90ZM89 73V74H90ZM137 73V72H136ZM147 73V74H148ZM151 73V72H150ZM238 73V72H237ZM247 75H248V72H245ZM37 74V72H36ZM54 74H56L57 76L55 77L54 75V78H52V80L48 83L49 87L48 88H45L46 90V96H45V99L43 98H39L40 99V102L38 101V105L42 104V105H45L43 104V101H45L46 103L49 101V98L47 95L49 94H52L53 95V91L54 93L56 92V90H60L59 88H61L60 86H62L61 83L62 80L64 81V79H62V75H61V71L60 69L58 68H55V71H54ZM127 74V73H126ZM141 74V73H139ZM159 76H160V73H158ZM171 74V73H170ZM169 75L167 76L168 78L170 76ZM236 74V73H235ZM239 74V73H238ZM245 74V75H246ZM5 75V73L3 74ZM9 75V74H8ZM52 75V73H51ZM59 75H61L59 77ZM64 75V73H63ZM92 75V74H91ZM96 75V74H95ZM149 75V74H148ZM162 75V74H161ZM167 75V74H166ZM165 75V76H166ZM94 76V75H92ZM97 76V75H96ZM99 76H100V72H99ZM127 76V75H126ZM159 76H158V80L159 79ZM165 76L161 77V79L163 78L164 81H165ZM180 76V77H181ZM228 76V75H227ZM249 76V75H248ZM258 76V75H257ZM6 77V76H5ZM4 77V78H5ZM52 77V76H51ZM101 77V76H100ZM149 77V76H148ZM177 77H172L173 79L177 78ZM210 77V76H209ZM239 77V76H238ZM237 77V78H238ZM241 78H244L242 76H240ZM239 77V78H240ZM252 77V75H251ZM3 78V79H4ZM64 78V77H63ZM93 78V77H92ZM128 78V79H127ZM167 80L169 81V83H166L167 85L169 86H175L174 82L172 81V79H168ZM101 79V78H99ZM108 79V78H107ZM148 79V78H147ZM89 80V79H88ZM92 80V79H91ZM95 80V79H94ZM93 80V81H94ZM97 80V79H96ZM95 80V81H96ZM124 80V79H123ZM177 80V79H176ZM179 80V79H178ZM246 80V78H245ZM5 81V79H4ZM98 81V80H97ZM164 81L160 80L159 82H162L163 84ZM201 81V79H200ZM203 81V79H202ZM249 81V80H248ZM85 82V81H84ZM90 82V81H89ZM101 82V81H100ZM99 82V84H100ZM166 82V81H165ZM177 82V81H176ZM255 82V81H254ZM2 83V82H1ZM12 83V82H10ZM87 83V81H86ZM92 83V82H91ZM98 83V82H97ZM146 83V85L144 84ZM161 83V84H162ZM249 83V82H248ZM17 84V83H16ZM42 84V83H41ZM96 84V83H95ZM150 84V83H149ZM158 84V83H157ZM162 84V85H163ZM178 84V83H177ZM232 84V83H231ZM230 84V86H231ZM1 85V84H0ZM15 85V84H14ZM20 84H18L17 87H15V91H18L17 89H19ZM44 85V84H43ZM64 85V84H63ZM236 89L238 88V85H239V79L237 81L234 82L233 84ZM243 85V84H242ZM247 85V84H246ZM2 86V85H1ZM6 86V85H5ZM10 86V85H9ZM91 86V85H90ZM99 86V85H98ZM149 86V85H148ZM181 86V85H180ZM199 86V85H198ZM255 86V85H254ZM21 87V86H20ZM96 87V86H95ZM103 87V86H102ZM163 87H165L163 85ZM185 87V86H184ZM227 87V86H226ZM4 88V87H2ZM13 88V87H12ZM11 88V89H12ZM63 88V87H62ZM86 88V86H85ZM88 88V87H87ZM91 88V87H90ZM94 88V87H93ZM126 88L127 85H126ZM153 88V87H152ZM169 88V87H168ZM177 88V87H176ZM199 88V87H198ZM249 88V87H248ZM22 89V87H21ZM125 89V87L123 88ZM172 89V88H171ZM174 89V88H173ZM172 89V90H173ZM184 89V88H183ZM239 89V88H238ZM237 89V90H238ZM250 89V88H249ZM43 90V89H42ZM44 90V91H45ZM87 90V89H86ZM92 90V89H90ZM131 90H126L127 93H130L128 91H131ZM151 90V89H150ZM155 90V89H154ZM163 90V89H162ZM168 90V89H167ZM170 90V91H172ZM1 89H0V264H19L20 263V256H19V251L20 249H22V254L27 258L29 257L33 252H32V246H30L32 243L33 244H37V240H35L36 238L34 237L35 235H33V237L35 239H33L30 235L28 236L27 235V232L29 233L28 230H32L34 231L33 234L36 233V231H38V228L37 226H33L32 225V222L30 220H32V218L35 216V212L33 213V211L31 212L30 208L27 206V205H22L20 202L23 200H21L19 202V199H18V195L15 194V192L18 190H20V192H24L26 195L25 196V199H27L28 201H31L34 200V199H37L35 198L33 195H32V192H31V188L30 187H33V185L29 186L28 184H31V183H28V179H25L24 178V174L22 176V174L18 175V171H14L12 170V174H7L6 173V170L11 168L10 164H9V160L8 162L5 161L7 158L8 159H11V158H15L18 156V154L22 153V151H20L19 149L15 151V149H11L10 148V144H11V140H12V137H16L17 140H25L26 139V136L28 135L27 131H28V128H24L26 126L27 123H28V118L26 116V113H24L25 111V107L28 105H26L25 107L23 106L24 103H28L27 101H25L21 107V99H11V100H8L7 97L11 94V92L9 93V95H6L5 94H8V93H5L3 92V94L1 93ZM12 91V90H10ZM21 91V90H20ZM40 91V90H38ZM48 91V92H47ZM52 91V92H51ZM81 91V90H80ZM88 91V90H87ZM86 91V92H87ZM156 91V90H155ZM169 91V90H168ZM176 91V90H175ZM192 91V90H191ZM195 91V89H194ZM249 91V90H248ZM8 92V91H7ZM152 91H150L151 93ZM209 92V91H208ZM255 92V91H254ZM17 93V92H16ZM23 93V92H22ZM21 93V94H22ZM59 93V92H58ZM133 93V98H134V94ZM139 93V94H140ZM147 93H143V94H146ZM155 93V92H154ZM216 93V94H215ZM234 93V92H233ZM231 93L229 91V93H226L227 95L225 96L226 100L228 101V104H225V105H218V109H217V112L219 111L220 112V115L218 117H216L214 119L215 121V126H214V135L210 138V141L206 142V143H200V142H197L198 144L193 143V147L190 148V145H191V136H193V133L194 134H197V129L193 130L194 128L192 127V123L187 125L188 127L191 128V130L188 129V127H184V125H181V126H177L178 124V121H177V118L178 116L176 117V121L174 119H171L170 116H172L173 114L171 113V108L169 109V111H167L168 109L164 110L165 113H163V118L162 119V123H164L165 121V125L167 123L168 128H164L162 129L163 127L162 126H154L155 127H162V131H161V134L162 136L159 134V138H158V141L157 143L154 142V144H151L150 142H147L146 143V146L145 148H147V157L145 156V161L142 162V166H143V172H144V176L142 178H144L143 182L145 183V187L146 188H143V190L141 188H136L137 191L135 193H130V195L128 194V197H125L124 199H122L121 201V204L118 205L117 203V209L113 212V213H110L107 217H105V219L102 221L103 223H101L99 225V227L97 226V236H92V234H90V236H88L87 238H85V241H84V246H88L89 247L87 248V254L90 252L92 253V255H99V263L98 264H117V263H111L109 262V260H106L108 259L109 256H111V254H114L115 252L118 251V253L121 252L122 253H128V252H134L136 251L135 253H129V256H127L126 258H123V263L122 264H177L182 258L180 257H183L185 256V253H191L195 256L196 259H198L201 255H204V252H205V248L206 247H209L207 250L211 249V246L214 247V249L217 247V249H213V251H215L213 254H212V258L210 260H207V262H205V264H231V262H228V261H224L226 260L225 257L227 256V258L229 259V257L231 256V258L233 256H243L245 259H246V264H264V168H261L260 169V172H254L255 170V158L253 157V153L255 152V150H253V148L255 147V145H253V141L252 139V134L249 136L248 134L249 133H245L249 136V139H248V142L246 141V139L244 138L245 140V146H247L246 148H248L250 146V149L249 150H244L243 149V146L241 145V140L239 139V137H241V126H240V122L238 121L239 119H237L234 115V112H233V109L235 107V104L236 103H239L240 104V101L241 99H243V96L241 95L239 98L236 97V94L234 96V94ZM14 94V93H13ZM17 94H20V93H17ZM132 94V93H131ZM131 94H127V97H132ZM138 94V95H139ZM153 94V92H152ZM213 94H215L216 96L218 95L217 92H213ZM241 94V93H240ZM252 94V93H250ZM59 95V94H58ZM57 95V96H58ZM130 95V96H128ZM137 95V96H138ZM87 96V95H86ZM85 94H84V97H86ZM135 96V98L137 97ZM140 96V97H141ZM144 96V95H143ZM142 96V97H143ZM239 96V95H238ZM25 97V96H24ZM44 97V95H43ZM53 97V96H52ZM145 97V96H144ZM143 97V99H144ZM150 97V96H149ZM148 97V98H149ZM221 97V96H220ZM246 97V96H245ZM11 98V96H10ZM58 98V97H57ZM132 98V99H133ZM139 98V97H138ZM137 98V99H138ZM55 99V98H54ZM142 99V98H140ZM147 98L145 97V101L147 102L146 100ZM239 99V100H238ZM250 99V98H249ZM24 100V99H23ZM85 100V99H84ZM134 100V99H133ZM132 100V101H133ZM139 100V99H138ZM143 100V101H144ZM218 100V99H217ZM245 100V99H244ZM252 100V99H251ZM87 101V100H86ZM129 101V100H128ZM142 101V100H141ZM151 101V100H148V102ZM50 102V101H49ZM257 102V101H256ZM25 103V104H26ZM86 103V102H85ZM134 103H135V100H134ZM143 103V102H142ZM192 103H194L192 101ZM244 102H242L243 104ZM246 103V102H245ZM254 103V102H253ZM50 105L53 104L52 100L51 102L49 103ZM146 104V103H144ZM143 104V105H144ZM41 105V106H42ZM137 105V104H136ZM148 107L149 105L146 104ZM151 105V103H150ZM29 106V105H28ZM138 107L140 105H137ZM145 106V105H144ZM188 106V105H187ZM194 106V104H193ZM44 107V106H43ZM89 107V105H88ZM146 107V109L148 108ZM153 107V106H152ZM151 106L149 107L150 109L152 108ZM240 107V106H239ZM249 107V106H248ZM28 108V107H27ZM86 108V107H85ZM140 108V107H139ZM142 108V107H141ZM184 108V107H183ZM256 108V107H255ZM138 109V108H137ZM144 109V108H143ZM153 109V108H152ZM189 109V108H188ZM192 109V107H191ZM145 110V109H144ZM141 113H143V111ZM183 110V109H182ZM248 109H246V112L248 113L247 111ZM250 110V109H249ZM42 111V110H41ZM136 111V110H135ZM146 111V110H145ZM149 112H151L150 110H148ZM154 111V110H153ZM194 111V110H192ZM239 111V109H238ZM244 111V110H242ZM84 112V111H83ZM139 112V111H138ZM147 112V111H146ZM187 112V111H186ZM236 112V111H235ZM253 111H249V113L251 114ZM255 112V111H254ZM81 113V112H80ZM152 113V112H151ZM159 113V112H158ZM170 113V115H169ZM240 113V112H239ZM76 114H79V113H76ZM137 114V113H136ZM134 114V115H136ZM182 114V113H181ZM246 114V113H245ZM249 114V115H250ZM97 115V114H96ZM154 115V113L152 114ZM157 115V114H155ZM162 115V114H160ZM184 115V114H183ZM256 115V114H255ZM74 116V115H73ZM72 116V117H73ZM80 116V114L78 115V117ZM93 116V115H92ZM144 116V115H143ZM148 116H150V114H148ZM147 116V117H148ZM180 116V115H179ZM187 116V115H186ZM192 116V114H191ZM209 116V115H208ZM244 116V115H243ZM242 116V117H243ZM70 116V118H72ZM83 117V116H81ZM86 117V116H85ZM116 117V116H115ZM151 117V116H150ZM149 119H153V118H150ZM155 117V116H154ZM158 117V116H157ZM181 117V116H180ZM188 117V116H187ZM195 117V116H194ZM240 117V116H239ZM250 116H247V118H249ZM257 117V116H256ZM74 118V117H73ZM140 118V117H139ZM162 118V116H161ZM169 118V120H168ZM88 119V118H87ZM98 119V118H97ZM192 119V118H190ZM243 119V118H242ZM250 119V118H249ZM92 120V119H91ZM158 118H156L155 122H158L157 121ZM248 120V119H247ZM53 121V120H52ZM61 121V120H60ZM75 121V119H74ZM136 121V120H135ZM150 121V120H149ZM183 121V120H182ZM190 121V120H189ZM68 122V121H67ZM71 122V121H70ZM84 121H81L79 120L78 122V125H77V122H76V126L74 128V134H78L79 131L85 126ZM87 122H89L87 120ZM102 122V121H101ZM134 122V121H133ZM144 122V121H143ZM180 122V121H179ZM246 122V121H245ZM72 123V122H71ZM150 123V122H149ZM151 123H152V120H151ZM154 123V122H153ZM194 123V122H193ZM196 123V122H195ZM194 123V124H195ZM68 124V123H67ZM75 124V123H74ZM146 124V123H144ZM183 124V123H182ZM254 124V123H253ZM150 125V124H148ZM166 125V126H167ZM245 125V124H244ZM87 126V125H86ZM97 126V125H96ZM249 126V125H248ZM27 127H29L27 125ZM69 127V126H67ZM65 127V129L67 128ZM74 127V126H73ZM92 127V126H91ZM142 127V125H141ZM245 127V126H244ZM250 127H252L250 125ZM90 128V127H89ZM143 128V127H142ZM257 128V127H256ZM64 129V128H63ZM73 129V128H72ZM128 129H131V128H128ZM175 131H174V130ZM251 129V128H250ZM248 129V130H250ZM67 130V129H66ZM69 130V129H68ZM88 130V129H87ZM138 130V129H137ZM146 130V129H145ZM150 130V129H149ZM160 130V129H159ZM158 130V131H159ZM246 129V131H248ZM253 130V129H252ZM91 131V129L89 130V132ZM130 131V130H129ZM155 131H157L155 129ZM180 131V132H179ZM251 131V130H250ZM254 131V130H253ZM257 131V130H256ZM87 132V131H86ZM88 132V133H89ZM94 132V131H93ZM143 132V131H142ZM145 132V131H144ZM179 132V134H178ZM244 132V131H243ZM68 133V132H67ZM84 133V132H83ZM87 133V134H88ZM127 133V132H126ZM139 133V131H138ZM153 133V132H152ZM159 133V132H158ZM174 133V134H173ZM137 134V132H136ZM145 134V133H143ZM150 134V133H149ZM148 134V135H149ZM175 135L176 138H171L173 135ZM208 134V133H207ZM61 135H64V134H61ZM70 135V134H69ZM154 135V134H153ZM172 135V136H171ZM198 135V134H197ZM51 136V135H50ZM65 136V135H64ZM73 136V135H72ZM83 136V135H82ZM135 136V135H134ZM140 136V135H139ZM142 137H144L143 135H141ZM257 134L253 137L256 138ZM71 137V136H69ZM78 137V135H77ZM80 137V136H79ZM137 137V136H136ZM135 137V138H136ZM155 137V136H154ZM179 137V138H178ZM60 138V137H59ZM65 138V137H64ZM81 138V137H80ZM92 138V137H91ZM124 138L126 139V137L124 136ZM140 138V137H138ZM201 138V137H200ZM248 138V137H247ZM15 139V138H14ZM87 139V138H86ZM85 139V141H86ZM89 139V138H88ZM208 139V138H207ZM257 139V138H256ZM16 140V139H15ZM135 140V139H134ZM196 140V137L195 139ZM48 141V144L47 146L49 147L51 144L49 140ZM74 141H76L74 139ZM123 141V140H121ZM147 141V140H146ZM197 141V140H196ZM200 141V140H199ZM256 141V140H255ZM259 141V139H258ZM257 141V143L259 144V142ZM124 142V141H123ZM22 143V142H20ZM76 143V142H75ZM79 143V142H78ZM83 143V142H81ZM85 143V142H84ZM117 144H114V146L112 148H109L111 149L109 151V153L107 154V156L105 157L104 159V168H105V177H108L110 176L109 175V172L111 170V168L113 167V165L115 164L116 162V159L118 157V155L120 154L121 152V142H116ZM135 143V141L133 142ZM255 143V144H257ZM53 144V143H52ZM87 144V143H86ZM129 144V143H128ZM250 144V145H249ZM261 144V143H260ZM124 145V144H123ZM144 145V144H142ZM140 145V146H142ZM249 145V146H248ZM25 146V145H23ZM138 146V145H137ZM215 146H218V152H222V154L225 157V163L231 159V163L234 164V167L236 166H239V171L238 174H222V171L221 170L220 172L218 171V167L217 165H215V161H214V158H215V155H212V150L215 148ZM244 146V147H245ZM261 146V145H260ZM13 147V146H12ZM27 147V146H26ZM46 147V146H45ZM52 147V146H51ZM80 147V146H79ZM23 148V147H22ZM25 148V147H24ZM29 148V147H28ZM68 148V147H67ZM72 148V147H71ZM143 148V147H142ZM144 148V149H145ZM224 148V149H223ZM26 149V148H25ZM46 149L48 150V148L46 147ZM73 149V148H72ZM138 149V148H136ZM135 149V150H136ZM223 149V150H222ZM260 149V148H259ZM47 150H44L42 152V157H41V160H43L44 162L48 159L47 157ZM50 150V149H49ZM68 150V149H67ZM75 150V149H74ZM217 150V149H216ZM258 151V149H256ZM137 151V150H136ZM143 151V150H142ZM23 152L24 153H27L26 150L23 149ZM134 152V151H133ZM138 152H139V149H138ZM141 152V151H140ZM68 153V152H67ZM70 153V152H69ZM74 153V152H73ZM136 154V152H134ZM145 154V153H144ZM221 154V155H222ZM73 155V154H72ZM76 155V154H75ZM132 156V155H130ZM142 156V155H141ZM144 156V155H143ZM255 156V155H254ZM65 157V155H64ZM136 157V156H135ZM220 157V156H219ZM68 158V157H67ZM137 158V157H136ZM130 159V158H129ZM13 160V159H12ZM135 160V159H134ZM14 161V160H13ZM136 161H138L136 159ZM77 162V161H76ZM229 162V161H228ZM130 163V162H129ZM133 163V161H132ZM66 164V163H65ZM137 164V162H136ZM135 164V165H136ZM228 164V163H227ZM69 165V164H68ZM133 165L130 166L131 168L129 169H126L123 171L124 175L127 174V177L126 179L124 178V183L126 182L125 180H128L129 178H134L133 175H131V171L134 170L133 169ZM229 165V164H228ZM51 166V165H50ZM124 166V164H123ZM129 166V165H128ZM2 167H4V169H2ZM6 167H8L7 169H5ZM45 167V166H44ZM127 167V166H126ZM160 167V168H159ZM231 167V166H230ZM233 166L231 168H234ZM128 168V167H127ZM137 169V168H136ZM235 168V170H238ZM234 170V171H235ZM258 170V169H257ZM50 171V170H49ZM140 171V170H139ZM218 171V172H217ZM23 172V171H22ZM142 172V173H143ZM34 174V173H33ZM258 175L259 176V179L257 180V182L255 184H252L250 186V183L251 181H253L252 179L255 178L253 177L252 179L249 178L251 177V175ZM8 177V180L7 178ZM124 177V176H123ZM136 177V176H135ZM120 178V176H119ZM128 178V179H127ZM250 179V180H249ZM33 180V179H32ZM122 180V179H121ZM226 180L228 181H232L233 182V185L235 186L234 188V191L233 190H227L226 188L223 187V184L225 182H227ZM118 181V179H117ZM130 181V180H129ZM128 181V182H129ZM133 182L135 180H132ZM115 182V181H114ZM122 182V181H121ZM118 183V182H117ZM131 183V182H130ZM247 185L243 188V189H247L249 190V193L248 192H239V190L237 189V185H240V184H246ZM123 184V182H122ZM120 183V185H117L118 188H116L117 190L116 193H114L115 195L113 196L114 197V202L116 203V201L118 202V199L119 198H123L124 195L122 193V190H123V185ZM126 184V183H125ZM142 184V183H141ZM131 185V184H130ZM134 185V183H133ZM138 185V184H136ZM139 186V185H138ZM143 186V185H142ZM247 186H250V187H247ZM136 187V186H135ZM152 187H154V193H152ZM133 188V187H132ZM152 188V189H151ZM111 189V188H110ZM141 189V190H140ZM242 189V190H243ZM132 190V189H131ZM222 190V191H221ZM33 191V190H32ZM47 191V190H46ZM148 191H151V192H148ZM225 192L227 193V195L229 196H226L225 199H223V193L221 194L220 192ZM114 192V191H113ZM126 192V191H125ZM157 192V193H156ZM22 194V193H20ZM21 196V195H20ZM23 196V195H22ZM53 196V195H52ZM229 197V199L227 198ZM241 198L240 200L242 201L241 204V209L244 210L243 212V218H241V221H240V226L237 228L236 227V224L234 223V220L232 219V216L234 215V210H235V204H236V199L237 198ZM39 198V197H38ZM228 199V200H227ZM52 200V199H51ZM55 200V199H54ZM27 201V202H28ZM36 201V200H35ZM120 201V200H119ZM52 202H55V201H52ZM35 203V202H34ZM120 203V202H119ZM29 204V203H28ZM33 204V203H32ZM57 206V205H56ZM54 206V207H56ZM114 206V207H116ZM33 207V206H32ZM113 208V207H111ZM87 209V208H86ZM110 209V208H109ZM108 209V210H109ZM103 210V209H102ZM39 211V210H38ZM107 211V210H105ZM20 212V214L22 216H25L26 219H29L27 222H28V225L27 226H24L23 229H21V226L20 228L17 227L15 224H13L12 222H14L15 220V215L14 213H18ZM84 212V211H83ZM7 213H9V215H7ZM55 213V212H54ZM57 213V212H56ZM102 213V212H100ZM104 213V212H103ZM74 214V213H73ZM20 215V217H21ZM107 215V213H106ZM18 216V215H17ZM81 216V215H80ZM37 218V216H35ZM75 217V216H74ZM77 217V216H76ZM24 218V217H23ZM50 218V217H49ZM18 219V217H17ZM38 219V218H37ZM36 219V220H37ZM63 219V218H62ZM71 219V218H70ZM53 220V219H52ZM77 220V219H76ZM237 220V219H236ZM57 221V220H55ZM74 221V220H73ZM42 222V221H41ZM59 222V221H57ZM70 222V221H69ZM78 222V221H76ZM15 223V222H14ZM37 223V222H36ZM66 223V222H65ZM75 223V222H74ZM35 224V223H33ZM41 224V223H40ZM39 224V226H40ZM71 224V223H70ZM38 225V224H36ZM68 225V224H67ZM76 227V226H75ZM56 228V231L55 233L49 238L47 235V237L50 239L49 243L48 244H45V247H46V250L49 251L51 254H55L53 256V259H59V258H64V257H68V259L70 260H73L76 264H79L80 261L79 260H82L80 257L78 256H74V254L76 255V252H71L72 251V239L71 237H73V231H72V228L68 227L69 229L65 230L64 228H62V225L61 223H57V226L55 227ZM74 228V227H73ZM55 230V229H54ZM53 230V231H54ZM136 230L140 231L141 233V236L143 237V239H136V236H138V233L135 234ZM133 231H135L133 233ZM91 232V231H90ZM94 232V234H95ZM125 232H128L126 233L127 234V237L126 239H129L127 241H122L123 244L121 243L120 246H117L115 247V242L119 240L120 236L122 233H125ZM26 233V234H25ZM23 234V236H22ZM26 236H25V235ZM39 234V233H38ZM125 234V235H126ZM212 236H210V235ZM89 235V234H88ZM201 235V237H200ZM209 235V236H208ZM208 236V238H207ZM240 236L243 237V239L246 240V245L242 248V250H240L241 252H237V249L234 248L235 246V242H237L239 240V238H241ZM75 237V236H74ZM200 237V239H198ZM39 239V238H38ZM41 239V238H40ZM77 239V238H76ZM198 239V241L196 242V240ZM48 240V239H47ZM84 240V239H83ZM244 240V241H245ZM46 241V240H45ZM75 241V239H74ZM36 242V243H35ZM72 242V243H71ZM39 243V242H38ZM199 245H197V244ZM41 243L37 244V245H40ZM208 244V246H207ZM211 244V245H210ZM239 244V243H238ZM101 247V248H100ZM40 249V248H39ZM84 249V247H83ZM205 249V250H204ZM235 249V250H234ZM74 250V249H73ZM206 250V251H207ZM76 251V250H75ZM98 251V252H97ZM168 251L170 252V254H168ZM211 251V250H210ZM210 251H207L208 253ZM49 253V254H50ZM79 252H77L78 254ZM80 253H81V250H80ZM85 253V255H87ZM184 254V255H182ZM206 254V253H205ZM34 255V254H33ZM80 255V254H79ZM49 256V255H48ZM51 256V255H50ZM49 256V257H50ZM193 256V258H194ZM46 257V256H45ZM84 257V256H83ZM86 257V256H85ZM32 258V257H31ZM51 258V257H50ZM93 259L96 258L95 256L92 257ZM192 258V260H193ZM194 258V259H195ZM22 259V258H21ZM49 258H44V261L45 262H48L50 261V259L48 260ZM201 259V257L199 258ZM224 259V260H223ZM78 260V261H77ZM191 260V259H190ZM54 261V260H53ZM61 261V260H60ZM66 261V259H65ZM195 261V260H194ZM192 262L190 264H196L198 262ZM199 261V260H197ZM27 262V261H26ZM58 262V261H57ZM182 262V260H181ZM188 262V261H187ZM243 262V261H242ZM70 263V262H69ZM85 263V262H84ZM180 263V262H179ZM186 263V262H184ZM235 263V262H234ZM90 264V263H89ZM189 264V263H187ZM237 264V263H236ZM243 264V263H242Z\"/></svg>",
	"mask_w": 264,
	"mask_h": 264
}]
</instances>
